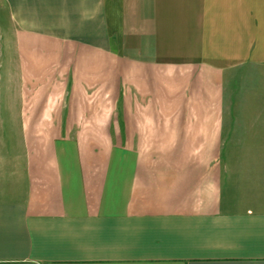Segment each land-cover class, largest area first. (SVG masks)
Instances as JSON below:
<instances>
[{
    "label": "crops",
    "instance_id": "0c3cea01",
    "mask_svg": "<svg viewBox=\"0 0 264 264\" xmlns=\"http://www.w3.org/2000/svg\"><path fill=\"white\" fill-rule=\"evenodd\" d=\"M0 59L63 88L0 149V264H264V185L220 161L264 0H0Z\"/></svg>",
    "mask_w": 264,
    "mask_h": 264
},
{
    "label": "rangeland",
    "instance_id": "374dc122",
    "mask_svg": "<svg viewBox=\"0 0 264 264\" xmlns=\"http://www.w3.org/2000/svg\"><path fill=\"white\" fill-rule=\"evenodd\" d=\"M25 64L0 59V149L19 147L25 124L17 116L59 112L63 88L57 76L43 74L37 63ZM224 114L220 161L227 182L264 185V65L244 64L225 75Z\"/></svg>",
    "mask_w": 264,
    "mask_h": 264
}]
</instances>
